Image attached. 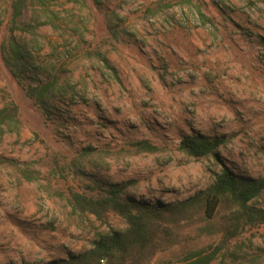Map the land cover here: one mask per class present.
<instances>
[{
	"label": "rangeland",
	"instance_id": "rangeland-1",
	"mask_svg": "<svg viewBox=\"0 0 264 264\" xmlns=\"http://www.w3.org/2000/svg\"><path fill=\"white\" fill-rule=\"evenodd\" d=\"M13 1L0 0V107L17 104L20 124L0 135V264L67 259L126 227L114 212L74 211L70 190L194 196L219 167L180 151L187 135L222 136L230 169L264 175V0H26L14 20ZM47 82L43 104L26 96ZM137 140L157 150L137 152ZM255 203L264 208V191ZM218 238L181 241L150 264H177ZM234 243L240 264H264V225Z\"/></svg>",
	"mask_w": 264,
	"mask_h": 264
},
{
	"label": "trees",
	"instance_id": "trees-1",
	"mask_svg": "<svg viewBox=\"0 0 264 264\" xmlns=\"http://www.w3.org/2000/svg\"><path fill=\"white\" fill-rule=\"evenodd\" d=\"M26 0L12 3L13 20L20 14ZM190 3L191 0H182ZM202 20L204 15L197 9ZM10 47L16 63L23 54L11 38ZM54 82L29 85L25 94L43 104L54 89ZM18 106L14 102L0 107V135L6 130L19 129ZM222 136L187 135L178 149L193 157H210L219 167L212 182L194 196L176 204L150 203L142 199L124 197L122 183L96 184V196L70 190L69 202L74 211L90 213L102 219L114 212L124 219L123 230L99 234L87 251L44 264H150L156 252L176 243L204 235H218L217 242L185 253L177 264H240V251L234 243L247 229L264 225V208L255 201L264 191V175L252 177L230 169L219 153L225 143ZM137 152H151L157 147L147 140L131 143ZM90 149H84L85 152ZM180 213L179 218L175 217ZM188 230L182 235L181 228ZM174 264V263H171Z\"/></svg>",
	"mask_w": 264,
	"mask_h": 264
}]
</instances>
